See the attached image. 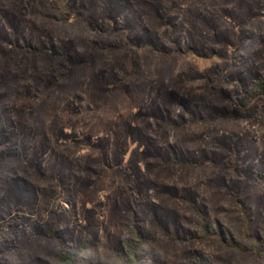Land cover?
Here are the masks:
<instances>
[{
    "label": "rangeland",
    "instance_id": "374dc122",
    "mask_svg": "<svg viewBox=\"0 0 264 264\" xmlns=\"http://www.w3.org/2000/svg\"><path fill=\"white\" fill-rule=\"evenodd\" d=\"M260 81L264 0H0V264H264Z\"/></svg>",
    "mask_w": 264,
    "mask_h": 264
},
{
    "label": "trees",
    "instance_id": "16d2710c",
    "mask_svg": "<svg viewBox=\"0 0 264 264\" xmlns=\"http://www.w3.org/2000/svg\"><path fill=\"white\" fill-rule=\"evenodd\" d=\"M263 95L264 96V81H260L258 84H256V89L252 91L251 98L257 97ZM222 234H220V237L224 243H227V239ZM230 245V244H227ZM233 247H239L237 244L232 245ZM139 245L134 243L133 240L128 241V250L125 255V258H123L124 264H138V261L140 259L139 254ZM80 252L71 251L68 252L66 250L62 251V253L59 256V262L61 264H76L77 259L79 258Z\"/></svg>",
    "mask_w": 264,
    "mask_h": 264
}]
</instances>
